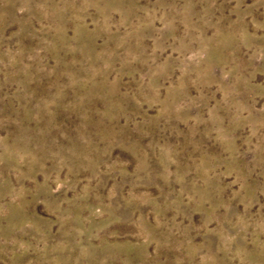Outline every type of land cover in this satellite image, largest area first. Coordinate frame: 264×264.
Masks as SVG:
<instances>
[{
    "label": "rangeland",
    "instance_id": "rangeland-1",
    "mask_svg": "<svg viewBox=\"0 0 264 264\" xmlns=\"http://www.w3.org/2000/svg\"><path fill=\"white\" fill-rule=\"evenodd\" d=\"M0 264H264V0H0Z\"/></svg>",
    "mask_w": 264,
    "mask_h": 264
}]
</instances>
